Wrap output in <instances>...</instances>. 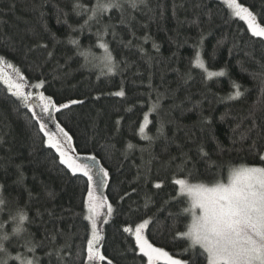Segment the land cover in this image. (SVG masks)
<instances>
[{
	"label": "trees",
	"instance_id": "trees-1",
	"mask_svg": "<svg viewBox=\"0 0 264 264\" xmlns=\"http://www.w3.org/2000/svg\"><path fill=\"white\" fill-rule=\"evenodd\" d=\"M117 2L93 17L97 0H0V58L29 90L43 82L39 93L69 104L51 109L49 130L59 124L73 156L95 157L109 173L103 193L113 213L101 226V253L112 264H147L123 229L149 219V242L188 260V241L176 233L189 226V201L173 181L213 184L237 167L264 166V112L251 115L264 101V39L225 0ZM238 3L264 26V0ZM100 44L111 53V74ZM234 85L243 93L235 100ZM29 108L0 82V236H9L10 256L60 264L55 250L63 248V264H84L88 178L60 163ZM16 227L25 230L14 234ZM27 240L38 245L34 254L25 251ZM197 264H206L203 255Z\"/></svg>",
	"mask_w": 264,
	"mask_h": 264
},
{
	"label": "snow or ice",
	"instance_id": "snow-or-ice-1",
	"mask_svg": "<svg viewBox=\"0 0 264 264\" xmlns=\"http://www.w3.org/2000/svg\"><path fill=\"white\" fill-rule=\"evenodd\" d=\"M228 6L232 9L235 17L243 20L247 24V28L252 36L264 39V26L257 22V17L249 11L248 8L241 6L238 0H226ZM132 7H136V0H130ZM80 7V5H75ZM112 7H119L117 0H112L111 3H103L102 0H97V3L92 8L93 17L98 13L108 11ZM93 17H90L93 18ZM75 43V42H74ZM107 52L106 62L104 67L107 73L111 74L115 65L112 61L111 53L108 52L107 46L100 44ZM81 55L88 59L89 52H81ZM197 62L199 63V54H197ZM0 63H3L0 58ZM203 67V64L199 65ZM11 67V65H9ZM209 75H224L223 72L209 73ZM24 79L20 76V80ZM43 86V82L35 85L36 88ZM10 88L15 89L12 95L17 98H22L25 106H28V100L31 99V93L25 94L22 91L21 83H10ZM237 89L230 99H238L243 93L239 91V85H234ZM261 87L264 88V80L261 81ZM114 95L123 97L124 92L119 91ZM38 99L42 102L41 113H36L34 107H30L29 111L33 112V119L41 114L46 113L50 119L52 113L50 109L60 111L62 108H68L69 104L55 105L52 101L40 94ZM80 103L73 100L71 104ZM261 106H253L251 115L255 117L256 111L264 112V101L260 102ZM155 105L150 109V112L155 109ZM148 114L144 117V123L141 124L140 132L143 133L148 122ZM40 125V132L46 137L48 147L56 150L60 158V163L67 167L73 175L81 173L88 178V191L84 200L87 215L84 217L91 226V235L87 241L86 258L84 264H101L107 261V264H112V261L101 253L98 247L102 239L99 230L97 229L98 212L97 208L102 207L107 201L103 200L102 189L105 182L109 178V173L102 167H99L95 157H74L69 153L74 151L70 147L71 136L59 124H55V131L49 130L46 120L37 119ZM255 124V120H253ZM131 147V145H130ZM202 155H206L201 150ZM86 160L90 163L84 162ZM264 160V155L260 157ZM191 175V173H189ZM236 179L228 185L217 183L213 188H204L202 185H190L186 179H176L173 182L179 186L180 194L187 193L193 195V202L190 208L183 209L184 213L192 216V223L184 232L177 231V239H185L188 241L184 255H190L188 260L173 258L167 251L154 247L148 239L145 238L144 230L151 223L149 219H145L135 228L134 239L136 248L139 250L138 255H142L147 259V264H155L156 261L163 260V264H197V256L203 255L206 264H264V167H242L235 173ZM244 177V179H241ZM95 184V193L101 194L100 205L96 204V195L94 194L93 185ZM154 187L160 188L159 183ZM3 201L0 200V204ZM197 209L199 213L197 214ZM113 213L111 204L107 205V215ZM171 215V214H170ZM21 224L27 219L26 215L19 216ZM107 223V220H104ZM25 229L16 227L14 234H17ZM124 232H131L130 228L125 227ZM7 234L0 236V264H8V259L18 262V264H38L39 258L33 256L32 259L24 256L23 253H17L16 256H10L4 246L3 241H7ZM53 241L55 237H52ZM38 245L31 240L25 241L23 247L26 252L35 253ZM67 246V245H65ZM197 249L202 252L197 253ZM63 248L55 250V255L60 264H63L64 257L61 255ZM206 254V255H204ZM53 255L52 252L48 253Z\"/></svg>",
	"mask_w": 264,
	"mask_h": 264
},
{
	"label": "rangeland",
	"instance_id": "rangeland-1",
	"mask_svg": "<svg viewBox=\"0 0 264 264\" xmlns=\"http://www.w3.org/2000/svg\"><path fill=\"white\" fill-rule=\"evenodd\" d=\"M225 3L227 4L226 0H225ZM20 76H22V75L20 73H18L17 70H15L14 68H12V66L9 67V65L6 64V63H0V82H2L8 88V90L10 91V93H12V92L15 91V89L9 87V84L10 83H21L23 85L22 91L25 94L31 93V99L28 100L29 106L30 107H34V111L36 113H41V104H42V102L38 99V97H39V95L41 93L38 92V89L37 88H36L35 91L29 90V88L25 85V83L23 82V80L22 81L20 80ZM50 111H51V109H50ZM46 116H47V114L44 113V114L39 115L37 117V119L44 120L46 118ZM53 119H54V116H53ZM49 127L50 126L48 124V128ZM50 130L54 131L52 128ZM69 154L73 156V154L71 152ZM263 155H264V153H263ZM84 162L90 163V161H88L86 159H85ZM242 167H252V166H240V167H237V168L231 170L230 173H229V175H228V179H226L225 181H219V182H216V183H213V184H205V183H189V184L190 185H193V186L202 185L204 188H213V187L216 186L217 183L223 184V185H228L231 181H233L234 179H236L235 173L240 168H242ZM255 167H264V166H255ZM241 179H244V177H241ZM93 188H94V194L96 195V204L97 205H100L102 203V201H101V194L100 193H95V184L93 185ZM178 189H179V186H178ZM179 192H180V189H179ZM181 195L187 197V199L189 201V208H190L191 205H192V202H193V198H194L195 193H193V195H188L187 193H184V194H181ZM102 197H103V200L106 201L105 196H104V193H103V189H102ZM108 204H109L108 202L107 203H104L102 207H98L97 208V212L99 214L98 215V219H97V229L99 230V232L101 230V226L104 223V220L105 219L108 220L110 218V215H107V205ZM196 211H197V214H198L199 213V209H197ZM143 221H141V222H143ZM191 223H192V216L190 215L189 225ZM136 226L133 227V228L129 227L132 230L130 233L132 234L133 238H134V233H135ZM144 235H145V230H144ZM145 238H146V235H145ZM154 247H156V246H154ZM158 248H160V247H158ZM161 249H163V248H161ZM163 250H165V249H163ZM173 258H175V257H173ZM176 259H179V258H176ZM155 263H161V264H163V260L156 261Z\"/></svg>",
	"mask_w": 264,
	"mask_h": 264
}]
</instances>
